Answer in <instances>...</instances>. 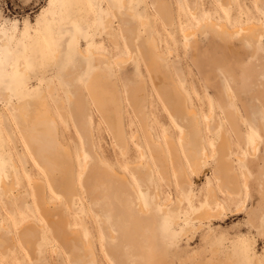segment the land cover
<instances>
[{"label":"rangeland","instance_id":"374dc122","mask_svg":"<svg viewBox=\"0 0 264 264\" xmlns=\"http://www.w3.org/2000/svg\"><path fill=\"white\" fill-rule=\"evenodd\" d=\"M56 2L0 0V238L4 240H0V264H73L75 256L93 253L98 264H113L103 248L105 241L109 249L105 233L111 222L94 216L81 186L89 162L86 153H90L91 165L111 178L114 170L126 172L142 203L149 209L145 230L149 219H154V238L141 233L135 243L127 242L130 245L138 243L127 247L124 253L130 263L264 264V194L261 195L264 188V0H157V7L165 9L164 16L154 11L151 0H64L66 7L54 13ZM126 11L132 17L122 16ZM122 17L127 18L126 21H122ZM106 18L111 22L109 31L103 27ZM205 18L214 19L230 29L252 21L260 25L262 32L257 41L244 33L226 38L217 28H202L201 31L198 25L201 26ZM47 19L52 21V28L45 32L31 28L34 21V25L40 26ZM57 22L74 27L75 41L80 40L76 46L84 53H77L78 56L94 60L93 73L100 74L114 95L115 104L112 103L109 110L116 120H121L124 141L120 129L114 139L90 98L91 105L88 104V109L80 116L85 139L73 130L66 107L69 94L53 78L61 61L55 65L53 62L59 57V47H64L63 42L57 43L54 35ZM124 22L126 27L135 30L132 46L128 45L127 35L122 31ZM216 34L238 45L237 54L229 56L226 51V55L219 57L214 54L219 51L210 52L207 48L209 42L215 43ZM152 40L163 60L157 61L149 55L152 54ZM225 56L238 58L239 65L228 64ZM208 59L213 60L210 62H214L215 67L207 71L202 67L207 75L200 76L197 69ZM52 66L53 74L49 75L47 70ZM152 71L154 76H160H151ZM46 72L48 76L45 77ZM167 91L185 100L197 114L196 122L206 152L196 167L182 151L183 128L165 103ZM78 97L86 99L82 94ZM28 100L45 101L42 110L50 115L57 129L56 148L70 153L73 172L69 170L68 173L73 175L77 191L70 200L56 193L55 186L52 187L47 179V172L35 161L25 136L18 131L12 104ZM132 103H139L140 107L134 109L139 108L137 112ZM188 120L185 127L190 126ZM210 126L213 129H209ZM223 129L230 138L227 159L232 161V173L235 172L239 188L233 196L229 195L231 198L218 188L212 175L218 166L215 147ZM152 140L182 151H179L181 166L174 164H178L175 166L178 172L170 168L168 179L160 173L157 160L152 157L149 148ZM40 179L45 186L42 191L44 205L37 206L33 185ZM113 181L120 184L116 177ZM4 182L12 186L7 196L1 188ZM209 185L216 188L219 200L212 208L217 210L219 217L211 223L199 224L200 208L207 204ZM155 190L161 192L160 200ZM127 196L129 213L137 215L135 194L128 190L120 194L122 199ZM36 201H41L40 196H36ZM59 202L63 204L58 211L63 210L65 214L54 231L55 219L51 220L45 210L55 209ZM176 203L179 205L178 219H172L166 210ZM238 211L239 214H234ZM117 217L120 219L113 231L119 240L120 229L127 222L125 215ZM59 223L63 224L61 228ZM55 233L63 243L56 241ZM116 243L112 241V245ZM121 248L117 250L115 246L117 251L123 252Z\"/></svg>","mask_w":264,"mask_h":264},{"label":"bare ground","instance_id":"6f19581e","mask_svg":"<svg viewBox=\"0 0 264 264\" xmlns=\"http://www.w3.org/2000/svg\"><path fill=\"white\" fill-rule=\"evenodd\" d=\"M160 1V0H158ZM123 2V1H122ZM127 4V1H125ZM162 2V1H161ZM164 2V1H163ZM158 4V3H157ZM123 5V4H122ZM125 6L126 8V5H123ZM127 9V8H126ZM125 9V10H126ZM130 10H131V7H130ZM158 12L160 15L164 16V14L162 13L163 10H165L162 6H159L158 7ZM133 13V12H132ZM120 14V13H119ZM132 14H130L129 12H124V14L122 16H131ZM132 17V16H131ZM124 18L122 17V21ZM135 19V17H134ZM214 20V19H213ZM212 19H209V18H205L203 20V22H201V26L198 25V27H200V30L202 28H210V29H214V28H217V31L219 33H221L224 37L226 38H229V37H233V35L235 33H238V34H241V33H244L246 36L250 37L251 39L253 40H259V35L261 34L260 32V28L259 27L260 25H257L255 23H247L245 24L244 26L242 27H234L233 29H230L228 28L226 25L222 24V23H216V21L214 22ZM126 21V20H125ZM136 21V20H135ZM125 24V27L122 29V31L127 35V40H128V45L132 46V42H133V39L135 38V30L132 29L131 27H126V23L124 22ZM103 27L109 31L110 28H111V22H110V19L106 18L104 21H103ZM193 30V29H192ZM197 30V28H196ZM202 31V30H201ZM186 32V31H185ZM189 32V30H188ZM192 33V32H191ZM109 34V33H108ZM190 34V33H189ZM196 34V33H195ZM220 34V35H221ZM192 35V34H191ZM188 36V35H186ZM125 37V36H124ZM151 37V36H150ZM152 38H154L152 36ZM113 39V38H112ZM148 39H151V38H148ZM151 41V40H150ZM152 43H153V48L151 47V43H150V48H152V50H150L152 54H149L151 56L154 57V59H156L157 61H160V60H163L162 57L159 55V51L157 53L156 49L154 48V40H152ZM157 43V42H156ZM116 45V44H115ZM156 46V45H155ZM158 47V46H157ZM149 48V49H150ZM131 49V47H130ZM133 49V48H132ZM80 55H83V51L80 50ZM147 53V52H146ZM105 54V53H104ZM106 55V54H105ZM163 55V54H161ZM101 56V54L99 55ZM164 56V55H163ZM97 57V56H96ZM108 57V56H107ZM147 57V56H146ZM103 58V57H102ZM105 58V57H104ZM109 58V57H108ZM123 58V57H121ZM129 58V57H128ZM127 58V59H128ZM152 59V58H151ZM165 59V58H164ZM102 60V59H101ZM106 60V58H105ZM118 61V59H116ZM149 60V59H148ZM155 60V61H156ZM110 61V59H109ZM130 61V60H129ZM151 61V60H150ZM156 61V62H157ZM105 63L107 61H104ZM123 62V61H122ZM121 62V63H122ZM152 62V61H151ZM164 62V61H163ZM120 63V65H122ZM125 64V61L123 62ZM149 63V62H148ZM162 64V62H160ZM159 64V62H158ZM150 65V64H149ZM160 65V64H159ZM149 67V66H148ZM147 67V69H148ZM154 62H153V69H154ZM152 69V68H151ZM150 70V69H149ZM157 70V69H156ZM160 70V68L158 69ZM155 71V70H154ZM156 72V71H155ZM152 75L151 76H154L153 75V71L151 72ZM150 73V74H151ZM158 73V72H157ZM157 75V74H156ZM160 76L159 74L157 76H154V77H158ZM169 78V77H168ZM162 80V77L160 78ZM154 80V79H153ZM156 80V79H155ZM158 81V79L156 80ZM175 85V84H174ZM165 87V86H164ZM173 88V87H172ZM167 89H169V87H167ZM165 90V88H164ZM171 90V89H170ZM179 90V89H178ZM166 91V90H165ZM180 91V90H179ZM140 93V92H139ZM169 93V94H168ZM135 94V93H134ZM138 94V93H137ZM136 94V95H137ZM98 99L97 101L98 102H101V104H105V95L103 94H98ZM183 95V94H182ZM138 96V95H137ZM178 96V95H177ZM177 96L175 97L174 93L172 92H168L166 93V101L165 103H167L169 109L171 110L170 114H172V116L178 121L181 122V126L183 128L182 130V136H181V139H182V143H181V147H182V151L184 153V155L186 156V158L188 160L191 161V163L196 167L197 164L200 162V160L202 159V157L205 155V152H204V147L202 145V137H201V130L199 129L198 127V124L196 122V116L197 114L193 113V109L191 110L189 108V106L187 105L186 101L181 99V98H177ZM164 97V98H165ZM185 97V96H184ZM141 98V97H140ZM107 99H108V96H107ZM139 99V98H138ZM186 99V98H185ZM231 100H233L232 97H230ZM109 101L112 103L113 102V105L115 104V101H114V95L109 93ZM117 101V100H116ZM164 101V100H163ZM37 102V109L36 110H33V109H29L26 105V102L22 101L20 102L19 104H12L14 111L16 112L15 115H18L19 117H21L24 122L26 124H28L29 126L27 127V130L31 133H34V137L33 138H28L25 136V140L27 142V144L29 145V148L34 156V159L35 161L41 165L45 171L48 173H55V172H61L58 168L55 167L54 163L51 161V160H47L45 158V155H48L50 154L51 157L52 155L54 154L53 153V149L56 148V145L58 144V140L59 138H55L57 137V132H56V128H55V123L54 121H49V123H47V125H45L46 123H42L40 121L41 118H44L46 116V112L44 110H42V102L40 101H36ZM45 102V101H44ZM43 102V104H44ZM141 103V101H140ZM166 105V104H164ZM103 107V106H102ZM137 107H140L139 106V103H132V108L133 110ZM47 108V107H46ZM139 109V108H138ZM137 109V110H138ZM137 110H134L135 112H137ZM36 111V117H34L33 119V112ZM120 111V110H119ZM195 111V110H194ZM139 112V111H138ZM49 113V112H48ZM187 118V119H185ZM191 121L190 123V126L189 127H185V121H188L189 120ZM56 121V120H55ZM119 121L121 122V120L118 118V120H114L112 119V124H111V132H112V135L114 137V139H117L115 137H117L118 133H119V129L121 131V137L123 139V141L125 140L124 139V130H123V127H121V123L119 125ZM198 121V120H197ZM184 123V124H183ZM197 124V125H195ZM237 124V123H236ZM48 126V128L45 130L44 129V132L43 133H40L39 130L37 129L39 126ZM187 128V129H186ZM211 128V126L209 127V129ZM122 129V130H121ZM148 129V128H147ZM185 129V130H184ZM208 129V128H207ZM213 129V128H211ZM149 130V129H148ZM146 130V131H148ZM54 133L56 136H53ZM152 134V133H151ZM221 138H220V142L219 144L215 147V150L218 154V158H217V162H218V166L216 167V170L214 172V178L217 183V186L220 190H222V192H224V194H226V197L227 196H231L232 194L236 193V191L238 192L237 188V180H236V177L233 173H232V167H231V163H230V158L229 160L227 159V156H228V151L231 149V142H230V138H229V135L227 134L226 130L223 129L221 131ZM111 135V136H112ZM167 135V134H166ZM59 136V135H58ZM165 136V135H164ZM153 137V136H151ZM165 139V138H164ZM171 139V138H170ZM117 141V140H116ZM150 141V140H149ZM153 142H149V148H150V151L153 153L152 157L155 158V160H157V164H158V167L160 169V173L163 175V177L167 178L169 177L168 175V170L172 167H174V171L178 172V170H176L175 168L177 167V165L174 166V164L176 163H179L180 166H181V163L179 161V153L182 152L180 150H177L175 148H172L170 147V144H165L166 147H164V145L160 144V142H157L155 140H152ZM165 141V140H164ZM166 142V141H165ZM62 144V142H61ZM175 147H177L175 145ZM127 148H125L123 150V152L126 150ZM180 149V148H179ZM180 151V152H179ZM232 152V151H231ZM230 152V153H231ZM159 153V154H158ZM215 153V152H213ZM181 154V153H180ZM56 155V154H54ZM208 155V153H207ZM216 155V154H215ZM232 155V154H231ZM55 157V156H54ZM56 158V157H55ZM185 158V159H186ZM204 158V157H203ZM206 158V157H205ZM58 159V158H57ZM182 159V158H181ZM186 159V160H187ZM187 160V161H188ZM206 160V159H205ZM202 161V160H201ZM183 162V161H182ZM207 162V160H206ZM232 162V161H231ZM201 163V162H200ZM147 164V163H145ZM216 164V163H215ZM148 165V164H147ZM202 166V165H201ZM200 166V167H201ZM128 167V166H127ZM192 168V167H191ZM190 168V169H191ZM114 170V169H113ZM182 170V169H181ZM185 170V169H184ZM198 170H200L198 168ZM192 171V170H191ZM194 171H197L196 169ZM193 171V172H194ZM202 170H200L201 172ZM184 173V172H183ZM244 174V173H243ZM186 175V174H185ZM194 175V174H193ZM204 175V174H203ZM237 175V174H236ZM66 176L70 177L71 174L70 173H66ZM245 176V175H244ZM247 176V175H246ZM3 177V176H2ZM113 177H116V179L118 178V180L120 181V184L119 185H116V182L113 181ZM187 177V176H186ZM185 177V178H186ZM198 178V177H197ZM247 178V177H245ZM244 178V179H245ZM2 179V178H1ZM4 179V178H3ZM213 179V177H212ZM238 179V178H237ZM186 180V179H185ZM214 180V179H213ZM36 181V180H34ZM33 181V183H34ZM49 181V180H48ZM239 181V180H238ZM42 182H44V180L40 179V180H37L35 182V184L33 185V189H34V192L36 191L35 188L36 186H38L39 189H43V186ZM50 182V181H49ZM103 182L105 183L106 185V188H107V192L105 195H101L100 193L97 194L98 198H105V203L106 205L108 206V211L112 214V218L114 220L113 223H116L117 221V215H125V220L127 222V224L125 226H122L121 229H122V232L119 236V243L122 242L123 243H133L135 240V236L136 234L138 233H146L149 235V238L152 237V230H155V222L153 219H149L150 220V223L149 225H146V230H145V226H144V223H146L148 221L147 218V215L149 214V209L142 203L141 201V197H140V194L138 193L137 189L135 188V185L131 184L130 183V179L129 177L127 176L126 172H117V171H113L112 172V178H106L105 180H103ZM245 182H246V179H245ZM2 184V183H1ZM50 184L53 186H55V183L54 182H50ZM58 184V183H57ZM195 184V183H194ZM189 185H190V182H189ZM196 186V185H195ZM15 187V185H14ZM2 188V192L4 195H6L7 193L9 194V191L12 189V186L10 184H5V182L3 183V186L1 187ZM54 189V188H53ZM67 199L70 200L71 198V195H72V188L70 187H67ZM239 189V188H238ZM130 191V193H134L135 194V197L134 199L136 200V214H130L129 213V208L128 206H126V200H120V194L123 192V191ZM158 191L159 190V187L157 189ZM155 190V193H156V196L159 198L160 200V193ZM240 191V190H239ZM44 192V191H43ZM264 194V188L263 190L261 191V195ZM239 195V194H238ZM7 196V195H6ZM227 197V198H231V197ZM233 196V195H232ZM235 196V195H234ZM5 198V197H4ZM226 198V200H228ZM158 200V201H159ZM178 200H180L178 198ZM219 198L217 196V193H216V188L212 185H209V188H208V193H207V199H206V202L207 204H205L204 206H202L200 208V211L202 212V216L199 217L200 220H199V224H202V223H211L212 220L214 219H218L219 217V214L217 212V210H215L214 208H212V205H216V203L218 202ZM231 200V199H230ZM229 200V201H230ZM233 200V199H232ZM238 201V200H237ZM178 203V202H177ZM174 204L172 205L171 207H169L167 210H166V213H167V216H169L170 218L172 219H178V214H179V205L178 204ZM165 206V205H164ZM240 209V208H238ZM237 209V210H238ZM219 210V208H218ZM221 211V210H220ZM219 211V212H220ZM222 212V211H221ZM240 211L234 213V214H239ZM139 217L143 218L142 220H139ZM44 218V217H43ZM145 220V222H144ZM33 222V221H32ZM27 224V223H26ZM25 226V224H24ZM22 227V226H21ZM39 227V226H37ZM61 228V227H60ZM39 230V229H38ZM61 230V229H60ZM38 232V231H37ZM59 234V233H58ZM109 235H110V238H117L115 232L109 230ZM37 237H38V234H37ZM61 237V235H60ZM62 238V237H61ZM152 239V238H151ZM0 240H3L0 238ZM4 241V240H3ZM82 241V239H81ZM85 243V242H84ZM90 243V241H89ZM88 243V244H89ZM118 243V245H119ZM88 244L85 246V248L87 247L88 248ZM91 244V243H90ZM89 244V245H90ZM14 246V245H13ZM15 246H16V243H15ZM81 246V245H80ZM12 247V246H11ZM76 246H74L75 248ZM90 247V246H89ZM13 248V247H12ZM78 248V247H77ZM121 248V247H120ZM80 249V248H79ZM119 248H117L118 250ZM122 249V248H121ZM75 250H78L75 248ZM91 250H93L91 248ZM115 249V247H110V249L108 250L110 252V254L112 255V257L117 261L118 264H125V259H124V252H120V251H117ZM81 251V249H80ZM83 251V250H82ZM93 252V251H92ZM27 253V252H26ZM78 253H79V250H78ZM28 255V253H27ZM76 258L73 260V264H98V261L96 259V255L95 253H93L92 255H82V256H75ZM28 258L31 260V258L29 257L28 255Z\"/></svg>","mask_w":264,"mask_h":264},{"label":"crops","instance_id":"0c3cea01","mask_svg":"<svg viewBox=\"0 0 264 264\" xmlns=\"http://www.w3.org/2000/svg\"><path fill=\"white\" fill-rule=\"evenodd\" d=\"M56 6L54 9V13L58 12L59 10H63L66 7V3H64V0H56ZM157 0H151V5L153 6L154 11L158 12V7H157ZM150 3V1H148ZM63 3V5H62ZM60 12V11H59ZM30 24V23H29ZM35 21L33 22V25H31V28H38L42 33L46 31V29L48 28H52V21L47 19L43 22V24H41L40 26L38 25H34ZM54 35L58 38L57 43L58 42H63L64 43V47L63 49H60V54L59 57L57 58V60L55 62H53V65L58 64L61 61V66L60 69L55 70V75L53 76L54 80L59 83L63 88H65L69 94V101L66 104V107L68 109V113L71 119V126L73 128V130L83 139H85L84 134H83V130H85L84 128L81 127V114L83 115L85 109H88V104H90V100L92 101L94 107L97 109V111L102 115L103 117V122L105 123L107 128H111V124H112V119L115 120V116L113 115V111L109 110V108H111L112 103L109 101V93L110 90L108 89V85L104 82V80L101 78L100 74L97 73H93L94 68H95V63L93 62L94 60H87L86 58H84V56H78L79 53V49L76 45H78V43H80V40L75 41V32H74V27L73 26H65L63 24H60L59 22H57V28L56 31L54 32ZM83 42V40H81ZM22 43V42H21ZM20 42H17V44H21ZM211 43L210 45H208L209 47L207 49H210V52L212 51H219L214 53L219 57H222L223 55H226L225 52L227 51L229 56H234L235 54H237L236 51H238L239 46L236 44H233L232 42L229 43V40L224 38L223 36L220 37V35L216 34V41L214 42H209ZM214 43V45H213ZM202 44V42H201ZM16 45V44H15ZM206 49V46H205ZM9 52L12 51V48L8 49ZM202 50V49H201ZM223 50V53L221 52ZM17 52V51H16ZM78 53V54H77ZM221 53V54H220ZM213 54V53H212ZM6 55L5 53L3 54ZM12 56V54H11ZM1 57V60L2 58ZM202 60L204 58H201ZM216 60L219 61L220 58H215ZM226 62L229 64L231 63L232 66L234 65H239V59H232L229 58L228 56H225ZM231 59V60H230ZM213 61L212 59H208L204 62H207L205 64H202L200 68H198V73L200 74V76H205L207 75V72H203L204 70L207 71L214 68L215 64L214 62H210ZM213 63V64H212ZM202 67L204 68V70L202 69ZM219 68V67H218ZM53 69V66L51 68H49L47 70V72H49V75H52L53 73H51V70ZM220 70V69H219ZM46 72V73H47ZM93 73V74H92ZM48 76V73L45 74ZM50 77V76H49ZM48 77V78H49ZM79 94H82L83 96L86 97V99H79ZM98 94H103L105 95V104H101V102H98ZM108 96V99H107ZM90 98V100H89ZM26 105L27 107L31 110H36L37 109V102L34 100H28L26 101ZM103 106V107H102ZM70 107V110H69ZM91 107V106H90ZM82 112V113H81ZM36 111L33 112V119L34 117H36ZM15 122L17 124V128L20 134H22L23 136H26L28 138H33L35 135L34 133H31L27 130L28 124H26L24 122V120L19 117L18 115H15ZM40 121L42 123H46L45 125H47V123H49V121H53L50 117V115H47L44 118H41ZM89 121V120H88ZM48 128V126H39L37 129L39 130L40 133L44 132V129L46 130ZM53 136H56L54 133H52ZM87 136V133H86ZM57 138V137H55ZM53 153L56 155H45V158L47 160H51L55 167L58 168L61 172H55V173H47V179L50 182H54L55 183V190L56 193H58L61 197L67 199V187L72 188V195L71 198L72 199L75 194H77V191H75V184H74V177L73 175H71L70 177L66 176V173L69 172V170H71V172H73V166H72V161L70 158V153H68L69 151L67 150V152H63L61 149H57L54 148ZM86 153V152H85ZM89 157V162L87 165V168L81 178V186L84 189L85 192V200L86 203L88 205H90V210H92V212L94 213V216H97L98 218H100L101 220L108 219V222L110 223V229L111 231H113V229L115 230V226H117L116 224L119 221V217H117V223H113L114 220L112 218V214L110 212H108V209L106 208V201L105 198H98L97 194H101V195H105L107 192V188L105 183L103 182V180H105L106 178H110L111 176H107L103 173V171L99 170V168L97 166H92L91 162H90V153H86ZM68 155V156H67ZM93 155V154H91ZM56 158H55V157ZM58 158V159H57ZM58 183V184H57ZM35 193H34V198H35V203L38 206V204L44 205L43 201H44V193L42 194V189H39L38 186H36L35 188ZM38 191V194H37ZM40 196L41 201H39V203L36 201V196ZM124 199H128L124 197ZM120 197V200H124ZM130 201L126 200V206H128L129 210H131V207L129 206ZM62 202H59L57 204V206H55V209L53 207L51 208H46L47 210H45V212H47L49 218L52 220V218L55 219V224L56 226H52L53 230L55 231V228L58 225V222L63 220V215L65 214V212L63 210H59V207L62 205ZM39 209V208H38ZM41 212V211H40ZM50 212V213H49ZM61 213V214H60ZM92 213V214H93ZM51 214V215H50ZM55 214V216L53 217V215ZM48 216H45V218L47 219ZM2 219V215L0 212V222ZM110 220V221H109ZM154 220V219H153ZM60 226L62 227L63 224L59 223ZM113 224V225H111ZM100 232V229H99ZM115 232V231H113ZM122 232V229H120V234ZM18 233V232H17ZM101 233V232H100ZM118 233V232H117ZM56 234V233H55ZM116 234V232H115ZM105 235L108 237V247L110 249L112 245V241L114 240L116 243V240L119 242L118 240V236L117 238H110L109 235V231L105 233ZM141 233H137L135 238L137 236H140ZM155 230H152V237L154 238L155 236ZM56 241H58L59 243H63V239L61 240L60 237L56 234ZM61 236H63V230L61 232ZM148 236V235H147ZM103 238V236H102ZM136 240V239H134ZM103 242V240H102ZM116 243V247L120 248V246L122 247V251L125 253V251H127V247L130 246V248H132L133 246H136L137 244H125V243ZM136 241H134L135 243ZM114 246V247H115ZM103 248L108 256V258L113 262V264H118L117 261L112 257V255L110 254V252L108 251L109 249L106 248L105 245V241L103 242ZM123 253V254H124ZM124 259H125V264H138V261H135L134 263H130V261L127 259V255L124 254Z\"/></svg>","mask_w":264,"mask_h":264}]
</instances>
